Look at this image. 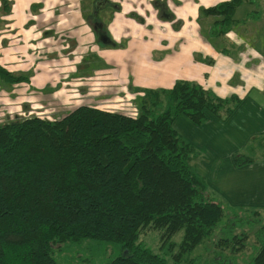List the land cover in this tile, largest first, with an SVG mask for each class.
<instances>
[{"label":"trees","instance_id":"obj_1","mask_svg":"<svg viewBox=\"0 0 264 264\" xmlns=\"http://www.w3.org/2000/svg\"><path fill=\"white\" fill-rule=\"evenodd\" d=\"M242 2L201 8L218 16L213 35L231 31ZM24 79L0 65V80ZM165 92L167 106L160 113L159 91L147 90L139 113L80 103L59 118L31 114L0 124V264H62L54 246L84 238L120 243V253L106 264H170L139 242L143 229L162 230L165 243L182 230L178 261L212 233L223 207L192 168L198 152L174 122L181 114L198 125L210 113L227 119L240 98L219 97L188 80ZM230 238L217 242L220 253L229 248L226 240L234 251L246 248L249 235ZM257 240L247 264H264V226ZM223 254L205 264H236Z\"/></svg>","mask_w":264,"mask_h":264},{"label":"rangeland","instance_id":"obj_2","mask_svg":"<svg viewBox=\"0 0 264 264\" xmlns=\"http://www.w3.org/2000/svg\"><path fill=\"white\" fill-rule=\"evenodd\" d=\"M96 1L98 0H78L79 5H76V0H48L46 10L38 11L36 5L30 9L33 15L40 14L41 11L47 13L46 22L37 23L33 30H27L28 33L24 31V34L22 30L21 34H17L15 28L8 32L1 30L0 65L15 75L29 79L13 84L0 80V124L31 114L48 119L59 118L71 112L80 103L139 113L147 90L159 91L160 102L155 110L157 113L166 108L168 93L165 90L176 83V79L168 76L167 50L170 49L167 46L168 40L162 38L159 40L147 33L138 39H132L131 35L122 36L124 29L113 26L117 12L115 6L110 4L99 9L96 8ZM114 1L119 3L123 1L127 6L126 11L130 6L131 11L136 13L143 10L142 13L148 16L149 22L154 23L158 20L156 18L159 12L149 4L150 0ZM204 1H208L209 4L218 2ZM195 2L199 22V24L195 22V26L198 27L197 30L200 29L199 25L201 27L200 41L221 52L220 41L211 32L212 23L218 16L204 15L201 8L206 4L202 0ZM12 6L9 9L11 12ZM144 7L148 9L144 11ZM78 9L88 14L87 18L91 15L96 23H104L105 30L113 42H106L101 33L95 32L94 38L91 39L88 32H83L81 38L84 42L76 47L74 32L66 27L67 24L72 25L70 15L73 14L72 11ZM1 11L6 14L5 7L2 6ZM27 12L23 10L20 14ZM54 13L56 16L49 15ZM60 19L64 29L63 34L57 37ZM234 19L236 21L231 29L233 31L231 35L235 38L234 41L240 43L231 53H223L235 57V53L238 54L240 51L254 49L256 52H262L264 0H243L236 9ZM44 29H48L52 34L46 36L48 32L45 34L47 30ZM6 34L9 35L8 38ZM115 35L120 39H114ZM140 39L148 43L136 45ZM196 53L200 56L201 53L206 55L205 51ZM203 57L195 68L194 63H191L190 67L194 68V72L193 68L176 69L184 72L185 78L190 77L191 81L197 83H204L203 74L208 69L207 74H211L209 75L211 80L216 78L217 85L224 84L223 79L217 77V74L223 76L220 67H217L219 59H216L214 64L212 58ZM246 65L250 67L249 71L246 70L249 76L247 80L243 78L247 77L243 74L245 71L243 65L237 61L232 65L235 76L232 86L239 88L240 93L247 96L232 118L221 119L210 113L207 122L198 125L181 114L174 122L182 139L197 142L195 146L198 154L193 155L197 160L195 163L200 164L204 170H209V173L203 175L206 179V191L211 199L222 205L224 215L212 233L192 251L185 253L181 261H178L177 257L179 244L183 238L182 230L165 243L162 230L143 229L139 234V242L152 248L170 264H205L208 258L223 253V256L228 255L227 258L236 264H247L254 257L260 244L257 242V235L264 226V81L259 76L260 73L264 76V55L248 60ZM229 66L231 67V64ZM76 78L79 80H74ZM76 81L81 83L75 85ZM63 82H67L64 83V90L61 86ZM60 93L62 97L54 99ZM126 94L130 96L126 97ZM104 98L109 100L106 103L101 102L100 100ZM41 99L47 105L43 106ZM248 157L253 161L237 167L240 166L237 161L244 162ZM191 163L193 165L192 161ZM242 232L249 235L245 241L246 248L234 251L232 242L226 240L229 248L224 247L223 253H220L223 246H217V242L221 239H231L234 234ZM120 246V243L116 242L84 238L62 246L55 245L53 255L62 264H106L120 253Z\"/></svg>","mask_w":264,"mask_h":264},{"label":"crops","instance_id":"obj_3","mask_svg":"<svg viewBox=\"0 0 264 264\" xmlns=\"http://www.w3.org/2000/svg\"><path fill=\"white\" fill-rule=\"evenodd\" d=\"M47 1L48 0H0V32L1 30L8 32V30H13L15 28L17 34H21L20 33L21 30L23 31L22 33L24 34V31L26 32L27 30L29 31L33 30L32 28L35 27L37 23L39 22L42 23L43 21L46 22L47 13H42V11L47 9L46 8L48 6ZM103 1L104 2L101 8H106L110 4H113L115 6L117 12L115 13L113 26L117 29L118 28L124 29L122 31V36L131 35L132 39H138L139 37L142 38V35L147 33L159 40L161 38L168 40L167 46L170 47V49H172V50L170 49L167 50L168 76L170 78L176 79V82L177 80L191 81L190 77L189 79L185 78L186 76H184L185 75L184 72L178 71L176 67L183 68L186 70H191L193 68L190 67L191 63L192 62L194 63V68H195L196 64L200 60H202V58H204L203 56H205L206 59L212 58V60H214V64L216 62V59H219L217 67L218 66L220 67L219 69L220 72L223 74V76H219V74H217V77L223 79L224 84L217 85V83H215L216 78L214 80H211L210 79L211 74H209L210 76L207 74V72L209 73L208 69H206L207 71L203 74L204 83H199V84H201L204 88L211 90L214 94L222 98H226L233 94L238 95V97L240 98L238 105L234 110V112H232L227 119L232 118L236 114V112L239 110L241 105L244 103L247 96L245 97V94L240 93L239 88H235L234 86H232L233 80L235 78L234 72L232 70V65L234 64V61H237L239 64L243 65L245 69L243 74L247 76L243 78L247 80L249 76L246 74V70L249 71L250 69V67L246 65L248 60H251L257 56L260 57L263 56L264 50L262 52H256L254 49L250 51H240L238 54L235 53V57L230 54H224L223 52L231 53V51H234L238 46V44L240 43L239 41L233 40L235 38L232 37L231 35L233 33L232 30L223 36L217 37L220 41L221 52L224 54V56L220 51L217 52L213 48L205 45V43H202L200 41L201 27L199 25L200 29L197 30L198 27L195 26L196 25L195 22L199 24L197 19L198 7L195 2L196 0H150L149 4H152L153 7L156 8V12H159L158 18H156L158 20H155L154 23L153 21L149 22L147 20L148 16L142 13L143 10H139L137 11L138 13H136L135 11H131L132 7L130 6V9L126 11L125 7L127 6L124 5L123 1L122 3H119V1H114V0L112 2H110V0H103ZM219 1L222 0H218V2ZM202 2L206 4L205 6H203L204 4H201L203 7H208L210 5L217 3V2H213L212 4H209L208 1H204V0H202ZM75 4L79 5L78 0H76ZM33 5H36L39 8L38 11L42 10L40 14L33 15V12L30 10L31 6ZM2 6L3 8L5 7L6 14H4L1 11ZM11 6L13 7L12 12L10 10L9 11L7 10L8 8L10 9ZM20 8L28 11L27 14H20V12L23 11V10L19 11L18 9ZM143 9L145 11L148 8L144 7ZM74 11H72L73 14L70 15V20L72 22V25L70 26L67 24L66 28L67 29L71 28L72 31L74 32V35L76 37L75 38L76 41L74 40V45H76V47L80 45L81 42H84L81 38V34H83V32H88L91 35V39L94 38L95 32L101 33L102 38H107L110 43L113 42L112 38L105 30L104 23L103 24L99 22L96 23V21L92 19L91 15L87 18L88 14L86 15L84 11H80L79 9L75 12ZM128 12H130L129 15L127 14ZM49 15L56 16V13ZM58 16L65 17L64 15L61 14H58ZM131 16L135 18H132ZM177 22H180V24H178ZM59 23L61 24V19ZM62 24L60 25L61 27L58 25L59 30L56 31L58 35L57 37H60L63 34L62 32L64 28H62L63 27ZM97 24L102 25L101 31L98 30ZM109 27L112 28V25H110ZM160 27L165 29L163 30ZM126 28L129 29L125 30ZM44 30H47L44 32L45 34L48 32L46 36L52 34L50 31H48V29H44ZM7 36L9 37L8 34H6V37ZM113 38L115 39L117 38V36L115 35L113 36ZM87 40L89 39L87 38ZM145 43L148 42L140 39L139 42L136 43V45L139 44L141 45ZM150 44L154 45V43H150ZM202 51H205L206 55L201 53L202 55L200 56L199 53H196ZM136 54L138 53L136 52ZM222 59H224V61H222ZM229 64H231V67L229 66ZM194 68H193V72H194ZM259 78L264 81V76L262 73H260ZM74 80H79V79L76 78ZM64 83L67 82H63L61 84V86H63L62 90L65 89ZM80 83L81 82L76 81L75 85L77 84L79 85ZM207 83H209V85ZM104 92L105 91L103 90V93ZM58 96L62 97L61 93L60 95H56L54 99H58ZM129 96H130L129 94H126V97ZM108 100L109 99L104 98L101 99L100 101L106 103ZM42 105L45 106L47 105V103L43 102L42 100ZM132 113H136V111H133ZM188 142H190L196 149L195 144L197 145V142L193 140H189ZM201 158L205 159L204 157ZM195 160H196L195 157H193L191 160L193 162V165L191 163L192 168L197 174H199L201 177L205 179L203 175H205L204 173H209V170L207 169L204 170L200 164L195 163ZM195 166L198 168H196ZM241 166L242 165L237 167H241ZM199 171L202 172V174Z\"/></svg>","mask_w":264,"mask_h":264},{"label":"flooded vegetation","instance_id":"obj_4","mask_svg":"<svg viewBox=\"0 0 264 264\" xmlns=\"http://www.w3.org/2000/svg\"><path fill=\"white\" fill-rule=\"evenodd\" d=\"M103 2H104L103 0L96 1V3H95L96 8L100 9L102 7V5H103ZM97 28H98L99 31H101L102 30V25L101 24H97Z\"/></svg>","mask_w":264,"mask_h":264},{"label":"water","instance_id":"obj_5","mask_svg":"<svg viewBox=\"0 0 264 264\" xmlns=\"http://www.w3.org/2000/svg\"><path fill=\"white\" fill-rule=\"evenodd\" d=\"M106 42H109L107 38H103Z\"/></svg>","mask_w":264,"mask_h":264}]
</instances>
